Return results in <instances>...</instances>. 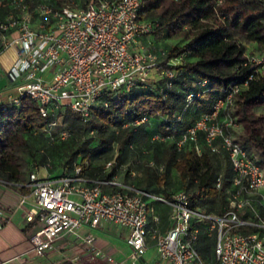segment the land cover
Masks as SVG:
<instances>
[{"label": "built area", "instance_id": "2783aa9c", "mask_svg": "<svg viewBox=\"0 0 264 264\" xmlns=\"http://www.w3.org/2000/svg\"><path fill=\"white\" fill-rule=\"evenodd\" d=\"M143 1L95 0L82 8H54L48 0H0V57L7 50L14 54L5 78L17 92L5 103L18 106L19 98L25 96L36 105L42 119L64 107L85 122L93 107H105L104 96L128 92L148 80L150 73L171 79L172 72L160 73L156 56L138 41L152 31V25L138 16ZM246 59L253 73L247 78L250 81L264 71V52ZM239 89L232 86L224 91L212 112L199 118L176 142L178 149L190 144L196 155L200 143L211 153L226 155L233 173V192L222 214L191 208L184 192L165 199L115 181L87 185L79 177V169L73 176L56 180L38 181L31 174L26 186L31 208L24 214V221L35 227L29 237V252L41 257L55 238L103 222L127 232L125 244L132 261L151 244L165 264H264V217L259 213L264 214V166L248 156L230 134L232 99ZM144 122L142 117L133 125ZM56 124L51 121L48 128ZM65 137L64 132L59 135V139ZM219 185L218 177L215 189ZM103 186L117 191L103 194ZM149 201L168 209L171 227L167 232L161 234L148 225ZM151 220L157 222L155 217ZM199 236L213 240L211 262L201 259L195 249ZM80 244L90 258L113 264L96 249L91 237L81 238Z\"/></svg>", "mask_w": 264, "mask_h": 264}, {"label": "trees", "instance_id": "16d2710c", "mask_svg": "<svg viewBox=\"0 0 264 264\" xmlns=\"http://www.w3.org/2000/svg\"><path fill=\"white\" fill-rule=\"evenodd\" d=\"M94 2L48 0L54 8H82ZM138 16L152 25L140 43L156 56L159 72L170 71L173 77L160 76L128 92L104 96L105 107H93L85 122L64 107L42 119L25 96L19 98L18 106L0 103L3 185L21 180L19 155L24 152L31 160L27 161L28 177L39 168L47 173L60 170L59 178L73 176L79 169L87 185L120 176L121 184L139 192L165 199L184 192L193 209L215 216L225 211L233 192V173L224 152L211 153L200 143L196 155L190 144L178 149L176 142L199 118L209 115L232 86L240 88L232 99L234 110L242 121L251 122L245 110L264 101V71L248 81L253 73L246 58L264 52V0H144ZM154 40H161L162 46ZM142 117L144 123L133 125ZM51 121L57 124L48 128ZM62 132L66 137L59 139ZM247 142L264 157V135H249ZM53 156L59 157L56 165ZM107 163L110 168L104 171ZM87 168L94 178H87ZM218 177L220 185L215 189ZM17 191L21 196L29 194L28 188ZM212 246L211 238L199 236L195 249L201 259L211 262Z\"/></svg>", "mask_w": 264, "mask_h": 264}, {"label": "crops", "instance_id": "0c3cea01", "mask_svg": "<svg viewBox=\"0 0 264 264\" xmlns=\"http://www.w3.org/2000/svg\"><path fill=\"white\" fill-rule=\"evenodd\" d=\"M138 41L141 42L142 40L139 39ZM8 63L7 60L1 61V65L5 66L4 72L11 65ZM157 77L156 75L155 80ZM3 79L9 85L5 75ZM0 103L4 102L0 100ZM39 169L43 171L42 180L39 179ZM39 169L35 172L38 181L59 178L60 170L47 173L46 169ZM105 170L108 169H105L104 166ZM86 175L87 178H94V173L90 168H87ZM112 181L122 182L120 176H116ZM27 185V175H22L17 184L9 185L10 188L0 182V264H105L101 260L90 258L87 255L84 247L80 244L81 238L86 236L93 239L96 249L103 255L110 257L113 264H156V260L158 261L157 264L161 262L151 244H147V249L140 258L132 261L130 258L131 250L125 244L127 232L103 222L95 228L81 226L73 234L61 235L51 242V249L45 251L41 257L33 256L29 252V237L34 232L35 227L24 221V214L31 208V199L29 194L21 196L17 191L19 188H27ZM101 192L109 194L115 191L113 187L103 186ZM147 204L149 209L147 214L148 225L154 227L161 234L167 232L171 227L168 209L163 205ZM152 217L157 218L156 223L152 222Z\"/></svg>", "mask_w": 264, "mask_h": 264}, {"label": "rangeland", "instance_id": "374dc122", "mask_svg": "<svg viewBox=\"0 0 264 264\" xmlns=\"http://www.w3.org/2000/svg\"><path fill=\"white\" fill-rule=\"evenodd\" d=\"M156 41L155 45L162 46L161 40H154ZM140 45L146 49V46L144 44L140 43ZM248 50L250 48L248 47ZM7 60V62L11 63L13 60V52L11 50L5 51L1 58H0V100L2 102H6V98L8 96L15 97L17 95L16 89L12 86L7 85V82L4 81L3 76L5 75V66L1 65V61ZM8 63V64H9ZM158 75L156 73H150L148 75L147 81H154L155 76ZM264 97V94H263ZM232 115V126L230 129L231 137L238 142V144L241 147L247 148L249 150V153L251 156H254L260 163L264 166V157L260 153L258 149H255L249 145L247 142V138L249 135L256 136L258 134L264 135V101L256 102L255 104H252L248 106L245 110V115L247 118L251 120L250 123L244 122L241 120L240 115L234 110ZM53 164L56 165L58 163V156H53ZM19 161L21 162L23 168L21 169L23 176L27 175L28 170V162H31L30 157L24 153L21 152L19 155ZM28 161V162H27ZM53 165V166H54ZM39 179H43L42 170L39 169ZM157 260L155 263L157 264ZM159 264H164L163 262H160Z\"/></svg>", "mask_w": 264, "mask_h": 264}]
</instances>
